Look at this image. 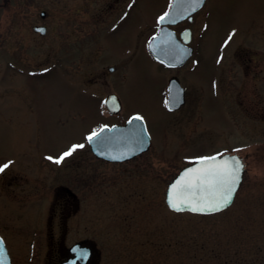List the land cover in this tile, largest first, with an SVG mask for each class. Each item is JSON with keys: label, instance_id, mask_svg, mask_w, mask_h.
I'll return each mask as SVG.
<instances>
[{"label": "rangeland", "instance_id": "obj_1", "mask_svg": "<svg viewBox=\"0 0 264 264\" xmlns=\"http://www.w3.org/2000/svg\"><path fill=\"white\" fill-rule=\"evenodd\" d=\"M125 2L0 0V233L12 264H54L60 240L83 238L95 245L91 264H264V0H206L186 23L196 51L180 68L160 65L146 46L169 0H136L121 22ZM173 75L187 100L171 112ZM109 92L152 135L130 162H99L87 149L110 120L100 101ZM74 144L84 147L56 163ZM226 151L246 166L234 203L212 214L171 210L176 172ZM62 185L80 210L65 224L53 216L50 237Z\"/></svg>", "mask_w": 264, "mask_h": 264}, {"label": "water", "instance_id": "obj_2", "mask_svg": "<svg viewBox=\"0 0 264 264\" xmlns=\"http://www.w3.org/2000/svg\"><path fill=\"white\" fill-rule=\"evenodd\" d=\"M205 0H203L204 3ZM203 3H193L192 0H173L169 11L167 12V17L164 21H160L162 26L160 27L158 33L150 40L149 49L155 59L168 66H177L183 64L186 59L192 54L193 48L187 43L191 39V30L187 28L182 33V40H180L175 31L169 27L168 24L176 23L182 18L191 15L196 10H198ZM193 8L195 10H193ZM44 11L42 14L44 15ZM45 26H36V30L44 31ZM110 98H117L115 94H110ZM115 100V99H113ZM184 103V89L181 86L177 77H172L169 83V98L168 107L174 109L179 107ZM109 107H113V110L118 109L120 104L119 101L113 104L107 103ZM111 110V111H113ZM136 116L132 117L125 125H115L112 127H104L103 131H98V136L94 137L90 142L93 151L102 157L118 160L129 157L130 155L139 153L146 150L151 142L150 134L146 128L143 120L135 119ZM217 156L218 160L225 159L227 157H241L237 154L225 153ZM242 160V159H241ZM201 163L197 160L185 167H183L177 175L170 181L166 191V202L170 206V196L179 205V211H191L192 203L199 201L201 195H205L201 189L197 188L192 191L185 192L182 196H177L176 191H174L171 186L185 173L186 169L201 167ZM244 172V170H243ZM243 172L241 173V179L235 193L233 194L231 205L235 199L237 190L243 179ZM199 183V181H197ZM182 199L191 200L192 203H181ZM227 206V207H228ZM226 208V207H225ZM224 209V208H223ZM222 210V209H221ZM177 211V210H176ZM216 211H204L195 213H213ZM85 241H79L75 243L70 251L75 252L74 256H71L64 260L61 264H84L87 262L91 255V248L89 246L82 245ZM86 252V258H82V253ZM0 264H11V258L8 253L7 247L3 238L0 236Z\"/></svg>", "mask_w": 264, "mask_h": 264}, {"label": "snow or ice", "instance_id": "obj_3", "mask_svg": "<svg viewBox=\"0 0 264 264\" xmlns=\"http://www.w3.org/2000/svg\"><path fill=\"white\" fill-rule=\"evenodd\" d=\"M193 3H203V0H192ZM193 10H195L193 8ZM167 13L159 17L160 21H164L167 17ZM135 119H143L142 117H135ZM105 128L107 126H104ZM103 131V128L101 129ZM99 133L93 132L88 136V140L91 141ZM83 144H74L67 151L63 152L55 162L60 163L65 157L70 156L76 149L83 148ZM234 151H240V149H234ZM221 155V154H218ZM52 160L53 157H48ZM200 163L199 169L189 168L185 170V173L178 179L171 188L176 191L177 196H182L187 191H192L197 188L205 192V195H201L199 201L192 203L191 200L182 199L181 203H192L191 210L193 212L204 211H220L228 206L231 202L233 194L236 191L241 179V173L244 170V163L239 157H227L222 160H218L217 156H204L196 158ZM10 163V162H9ZM8 167L7 164L0 165V171ZM199 181V183H197ZM170 206L177 211L181 210L179 205L170 196ZM87 253H82V258H86Z\"/></svg>", "mask_w": 264, "mask_h": 264}, {"label": "flooded vegetation", "instance_id": "obj_4", "mask_svg": "<svg viewBox=\"0 0 264 264\" xmlns=\"http://www.w3.org/2000/svg\"><path fill=\"white\" fill-rule=\"evenodd\" d=\"M171 1L172 0H169V3H168V7L165 9L164 13L167 12V10L169 9L170 7V4H171ZM126 6H125V9H124V13H121V22L122 20H124L125 17H128L129 18V12L131 11L130 9L134 8L135 7V4H136V0H129V3L125 2ZM124 4V5H125ZM136 8V7H135ZM129 9V10H127ZM197 13V12H196ZM195 13V14H196ZM194 14V16H195ZM46 15V13H45ZM44 15V16H45ZM194 16H193V20H194ZM191 23L193 21H190L188 18H185V19H182L181 21H178L176 24H174L172 27L175 29L176 33L178 36L181 35V32L186 28V27H190L189 25H186V23ZM112 24L114 23H111L109 26H107L106 28H108V31H112ZM46 26V30L44 32V34L47 32L48 30V27L46 24H44ZM105 28V29H106ZM159 28V27H158ZM115 29V28H114ZM192 29V28H191ZM155 34V33H154ZM153 34V35H154ZM192 35H193V32H192ZM100 38L99 40L102 41V46L103 47H106L107 45V41L106 39L104 38V30L103 32L99 35ZM194 46V45H193ZM115 48V47H114ZM195 47H194V51H193V55L195 54ZM192 55V56H193ZM160 64V63H159ZM162 65V64H160ZM166 68H180L181 66L179 67H167L165 65H162ZM183 66V65H182ZM108 69L110 71H114L115 70V66L112 65V64H109L108 66ZM182 83V82H181ZM183 85V83H182ZM184 86V85H183ZM185 88V102L177 109L175 110H172L171 112H174L176 110H179L180 108H182L184 106V104L186 103V100H187V89L186 87L184 86ZM111 93V92H109ZM108 93V94H109ZM106 94L104 97L100 98V101L102 102V106L104 108V112H105V115L108 116L110 118L109 121H103L101 123V125L99 126L98 129H100L101 127L103 126H112V125H115V124H125L127 123L128 119L134 115V113H129L125 116L122 115V109H124V106H123V101H122V98L120 97V100H121V110L117 113H111L108 109V107L106 106V101H107V95ZM168 94V89L166 87V95ZM113 101L112 99L109 100V102ZM121 113V114H120ZM147 123V122H146ZM97 129V130H98ZM152 145V144H151ZM151 147V146H150ZM150 147L146 150H143L139 153H136V154H133V155H130L129 157H126V158H123V159H118V160H112V159H108V158H105V157H102V156H99L97 155L96 153L93 152L91 146L89 145L88 143V151H90V153L92 154V156L95 158V160L99 161V162H103V163H113V164H121V163H126V162H130L136 158H138L139 156L143 155L144 153H146L147 151H149ZM54 202H52V205L50 207V218H49V234H50V237H53L54 234L52 232V220H53V216H56V215H59L60 214V218H63V217H66L65 218V221H64V224L65 222H67V218L72 215V214H76L79 210H80V200H79V196L78 194L73 190L72 187H69V186H59V188H57V191L54 195ZM61 226H62V223H61ZM48 232V231H47ZM63 236V235H62ZM83 239H88V242L87 244L90 243V239L89 238H83ZM83 239H80V240H83ZM79 240H76L74 241L73 243L69 244V245H66L64 243V240H60V250H62V254H60V256L57 258V261L54 263V264H59L63 259L65 258H68L69 256L72 255L71 251L69 250V247L74 244L75 242H77ZM54 241L51 239L49 243H53ZM96 257V252L94 253V255L92 256V258L88 261L87 264H91V262L95 259Z\"/></svg>", "mask_w": 264, "mask_h": 264}]
</instances>
